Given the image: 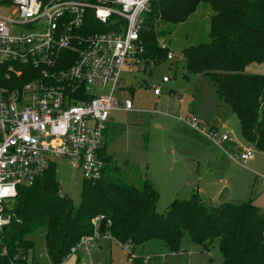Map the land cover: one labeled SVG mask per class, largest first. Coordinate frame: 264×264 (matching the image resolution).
Instances as JSON below:
<instances>
[{
	"label": "trees",
	"instance_id": "trees-1",
	"mask_svg": "<svg viewBox=\"0 0 264 264\" xmlns=\"http://www.w3.org/2000/svg\"><path fill=\"white\" fill-rule=\"evenodd\" d=\"M200 2L214 12L209 41L182 50L185 67L209 77L237 116L242 138L264 151V74L246 70L251 63H264V0H151L140 32L141 55L154 64L165 60L155 25L183 21ZM106 166L99 180H83L77 205L60 192L52 162L31 185H19L6 206L10 221L0 228V264H23L33 247L28 235L36 230L44 235L52 263L59 264L82 237L93 234L92 219L98 216V232L128 245L132 264H149L133 251L155 239L171 254H179L188 240L202 253L217 246L222 264H264V215L250 201L212 206L193 193L159 214L150 183L130 185L106 174Z\"/></svg>",
	"mask_w": 264,
	"mask_h": 264
},
{
	"label": "built area",
	"instance_id": "built-area-1",
	"mask_svg": "<svg viewBox=\"0 0 264 264\" xmlns=\"http://www.w3.org/2000/svg\"><path fill=\"white\" fill-rule=\"evenodd\" d=\"M151 0H0V185H31L61 157L82 171L83 180L101 178L103 137L116 110L130 111L123 98L127 65H154L142 57L140 32ZM101 13H104L101 15ZM166 60L173 58L167 43ZM129 67V66H127ZM169 81L168 76L161 83ZM161 87L154 86V95ZM206 137L220 145L228 132L214 128ZM253 156L245 149L236 161ZM0 198V228L10 221ZM70 254L101 238L96 229ZM134 255L129 254V259Z\"/></svg>",
	"mask_w": 264,
	"mask_h": 264
},
{
	"label": "rangeland",
	"instance_id": "rangeland-1",
	"mask_svg": "<svg viewBox=\"0 0 264 264\" xmlns=\"http://www.w3.org/2000/svg\"><path fill=\"white\" fill-rule=\"evenodd\" d=\"M213 13L207 2H200L183 21L155 25L160 32L158 41L167 43L173 58L147 65L144 70L140 68L144 61L124 68L126 89L121 95L132 100L133 109L111 113L103 137L102 154L108 160L105 172L136 187L145 181L150 183L157 193L159 214H166L174 201L188 199L193 193L212 205V188L215 184H225L232 191L228 202L250 201L264 215V188L258 190L261 185L264 187V151L252 146L253 156L242 164L233 158L240 154L239 149L231 152L232 157L227 156L224 143L218 145L206 137L212 122L219 119L221 124L215 130L227 131L228 137L243 145L235 113L220 100L209 77L188 72L183 60L184 48L209 41ZM163 76L169 77L165 84L161 83ZM158 85L162 92L155 96L153 87ZM50 159L55 164L60 192L77 205L82 171L61 157ZM28 237L33 247L24 263L33 260L35 264H53L41 230ZM100 244L103 249L96 246L80 249L59 264H132L128 259L132 249L128 245L121 247L105 241ZM143 246L135 247L133 252L144 256L149 264H222L215 245L210 252L202 253L199 246L183 240L179 254H171L158 239Z\"/></svg>",
	"mask_w": 264,
	"mask_h": 264
},
{
	"label": "crops",
	"instance_id": "crops-1",
	"mask_svg": "<svg viewBox=\"0 0 264 264\" xmlns=\"http://www.w3.org/2000/svg\"><path fill=\"white\" fill-rule=\"evenodd\" d=\"M246 70L248 71V72H250V73H259V74H264V63H251L250 65H248L247 67H246ZM154 94V93H153ZM155 96H159V95H155ZM126 112H128V111H126ZM112 118V117H111ZM110 122H111V120H110ZM110 122H109V124H108V126L110 125ZM213 124V125H212ZM212 124L210 125V127L212 126L214 129H216L217 130V128H218V126L221 124V121L219 120V119H215L213 122H212ZM224 124V126H226L227 125V122H225V123H223ZM107 129H108V127H107ZM106 129V130H107ZM224 132V131H223ZM225 132H227V131H225ZM242 137V136H241ZM242 141H243V145L242 144H240V143H238V142H236L235 140H233L232 139V137H228L226 140H224L223 142H222V144H223V146H224V148H223V151H224V154L225 155H227V156H230V157H232L233 155H230V154H232L231 152L232 151H234V149H239L240 150V153L241 152H243L245 149H247V148H251L252 147V145L251 144H249V143H247L243 138H242ZM250 159V158H249ZM224 188H227L226 186H225V184H220V185H214V187L212 188V195H211V197H210V201L212 202L213 201V203H212V206H216V205H218L220 202H219V200L218 199H220V198H222L223 196H225V194H223L222 195V190L224 189ZM261 188H264V187H262V185L259 187V191H261L262 189ZM256 190V189H255ZM231 194H232V191L231 190H229V188L227 189V199L229 198V196H231ZM227 199H226V201H227ZM256 206V205H255ZM257 208H258V206H256ZM259 209V208H258ZM260 210V209H259ZM102 241H105V242H107V243H109V244H111V243H114V244H118V245H120L121 247H124L123 245H121L119 242H117L116 240H114V239H112V238H101V239H99V240H97L96 242H95V244L93 245V246H91V247H99L100 249H103L102 247H101V244L100 243H102ZM143 246V245H142ZM144 247V246H143ZM211 259L210 260H213L212 259V257H210ZM33 262V263H32ZM24 264H35V262L33 261V260H31L30 262H28L27 261V263H24Z\"/></svg>",
	"mask_w": 264,
	"mask_h": 264
},
{
	"label": "clouds",
	"instance_id": "clouds-1",
	"mask_svg": "<svg viewBox=\"0 0 264 264\" xmlns=\"http://www.w3.org/2000/svg\"><path fill=\"white\" fill-rule=\"evenodd\" d=\"M9 195H15L14 186L0 185V198H4ZM0 223H3V221H0Z\"/></svg>",
	"mask_w": 264,
	"mask_h": 264
},
{
	"label": "water",
	"instance_id": "water-1",
	"mask_svg": "<svg viewBox=\"0 0 264 264\" xmlns=\"http://www.w3.org/2000/svg\"><path fill=\"white\" fill-rule=\"evenodd\" d=\"M221 193H222V195L225 194V196H223L222 198L218 199L220 203L226 201V199H227V195H226L227 194V188H224Z\"/></svg>",
	"mask_w": 264,
	"mask_h": 264
},
{
	"label": "snow or ice",
	"instance_id": "snow-or-ice-1",
	"mask_svg": "<svg viewBox=\"0 0 264 264\" xmlns=\"http://www.w3.org/2000/svg\"><path fill=\"white\" fill-rule=\"evenodd\" d=\"M104 13H101V15H103Z\"/></svg>",
	"mask_w": 264,
	"mask_h": 264
}]
</instances>
